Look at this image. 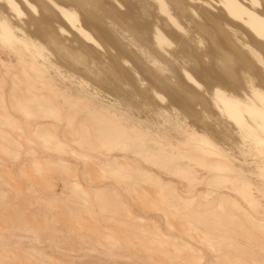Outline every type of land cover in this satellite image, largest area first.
I'll return each instance as SVG.
<instances>
[{"label":"bare ground","instance_id":"obj_1","mask_svg":"<svg viewBox=\"0 0 264 264\" xmlns=\"http://www.w3.org/2000/svg\"><path fill=\"white\" fill-rule=\"evenodd\" d=\"M0 264H264V0H0Z\"/></svg>","mask_w":264,"mask_h":264}]
</instances>
